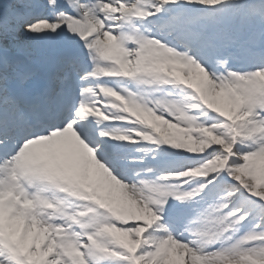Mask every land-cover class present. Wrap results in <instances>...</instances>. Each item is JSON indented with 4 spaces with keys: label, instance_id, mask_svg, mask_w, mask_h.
Instances as JSON below:
<instances>
[{
    "label": "snow or ice",
    "instance_id": "6c2138e0",
    "mask_svg": "<svg viewBox=\"0 0 264 264\" xmlns=\"http://www.w3.org/2000/svg\"><path fill=\"white\" fill-rule=\"evenodd\" d=\"M0 264H264V0H0Z\"/></svg>",
    "mask_w": 264,
    "mask_h": 264
}]
</instances>
